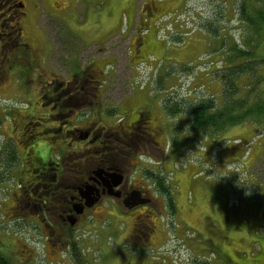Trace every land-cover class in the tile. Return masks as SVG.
Returning a JSON list of instances; mask_svg holds the SVG:
<instances>
[{
  "label": "rangeland",
  "instance_id": "obj_1",
  "mask_svg": "<svg viewBox=\"0 0 264 264\" xmlns=\"http://www.w3.org/2000/svg\"><path fill=\"white\" fill-rule=\"evenodd\" d=\"M27 9L29 15L21 19V25L32 37L33 60L21 48L11 47L7 52L20 55L10 68L5 54L0 53V251L10 264H264V121L246 123L256 126L257 135L251 143L258 147L261 143V149L250 144L245 163L244 159L226 163L219 160L218 150L211 154L205 149L212 137L190 128L188 112L173 115L165 109L168 99L185 104L216 92L214 96L222 100V83L210 69L211 58L217 62L222 49L227 52L223 38L228 39L229 47L234 40L249 48L251 40L258 44L259 25H252L246 15L258 22L264 0H27ZM18 21L15 17L12 25L16 27ZM209 23L218 28L219 36L207 28ZM137 28L148 32L149 49L135 50L138 40L133 32ZM256 48L264 53V44ZM260 66L257 74L264 77V64ZM72 78L83 86L80 94L94 102L74 111L70 126L109 127L100 117L116 122L136 117L139 109L153 110L161 152L145 151L141 166L154 176L161 175L170 191L169 195L159 192L163 213L145 219L143 229L151 231L153 243L121 241L132 222L128 214L124 220L111 213L107 201L75 230L67 233L57 227L68 242L78 246L77 254L71 247L62 250L61 257L58 242L56 247L50 246L45 229L33 227L35 215L18 212L19 191L15 194L10 189L18 184L17 177L13 179L11 169L5 168L1 144L16 138L21 151L16 173L20 167V176L28 184L33 166L24 155L33 139L26 142L23 138L36 128H30V120L45 118L54 104L45 100V106L29 105L30 109L36 106L32 117L24 109L11 117L8 112L29 103L32 96L39 101L46 90L40 81L54 79L65 85ZM241 82L255 84L250 75ZM47 119L35 121L41 128L32 132L41 131L44 123L50 127L58 124ZM226 132L218 138L220 142L237 141V133ZM52 134L49 131L41 136ZM84 142L64 141L66 160L89 154ZM77 148L80 151L74 152ZM172 165L175 168L170 170ZM149 177L143 178L146 186L155 190L154 177Z\"/></svg>",
  "mask_w": 264,
  "mask_h": 264
},
{
  "label": "flooded vegetation",
  "instance_id": "obj_2",
  "mask_svg": "<svg viewBox=\"0 0 264 264\" xmlns=\"http://www.w3.org/2000/svg\"><path fill=\"white\" fill-rule=\"evenodd\" d=\"M25 5H27V0H0V53L5 54L4 59L10 68L15 67L14 64L20 55L14 54L13 56V51L7 52L11 47L14 50L17 47L21 48L26 52L25 56L33 60L30 55L32 37L23 29L24 25H21V19L24 20V17L29 15V10H24ZM220 7L222 24L224 10L222 5ZM156 12L158 13L157 10L155 13L151 12L152 17L157 14ZM15 17L19 19L16 27L12 25ZM6 28L9 30L6 31ZM138 28L133 32L138 40L134 46L135 50L140 51L144 47L149 49L152 43L147 36L148 32H142L143 29L139 31ZM211 63H214L212 58ZM55 81L54 79L53 81L49 79L45 82L40 81L46 90L39 101H34V96L31 95L33 99L29 103L7 111L11 117L15 111L24 109L32 117L36 114L34 110L36 106L30 109L29 105L41 103L45 106L47 102H50V105H54L50 106V111L45 114V118L30 120L32 123L30 128L32 126L36 127L35 130L41 128L34 122L48 121V117L51 121L58 122L53 127L44 123L41 131L33 133L34 129H32L23 138L26 142L33 139V144L29 146L24 155L25 160L33 166L32 178L28 184L20 176V167L16 173V165L21 157L16 138L10 137L1 144L4 146L1 157L6 163L5 168L6 170L11 169L9 175L13 179L17 177L18 184H14L10 189L15 194L19 191L16 202L18 212L21 214L30 211L35 215L32 220L33 227L45 229L44 231L47 232L45 236L50 246L56 247L55 244L58 242V247H62L58 252L60 256L64 250L71 247L77 254L78 246H74L72 241L68 242L65 233L60 230L56 231L57 227L65 228L67 233L68 229L69 231L75 230L84 218H87L89 214L93 216L92 213L98 207H104L107 201H110L111 213L124 220L128 219L126 216L128 214L129 222H132L130 231L121 241H133L135 244L153 243L151 231L143 229L144 225H147L145 219L149 218L152 213L161 215L164 204L162 206L163 201L158 200L161 187L154 180L155 190H152L151 186H146L145 175L150 177L147 171L143 170L144 166H141L145 151L149 153L156 151V154L161 152L157 147L161 145V142L156 139L159 129L156 128L155 116H152L153 110L139 109L136 111V117L131 116L132 119L123 117L116 122H112L110 117H100L109 123V127H98L95 126L96 124L70 126V116L74 111L94 101L89 100V96L80 94L84 89L77 83L76 78L67 81L65 85ZM54 82L56 84L52 90L51 86ZM2 113L0 111V125L3 119ZM99 114L102 115V112ZM49 131L53 133L49 137L41 136ZM64 141H68V144L73 141L77 144L86 141L84 143L87 144L85 147L90 150L89 154L82 159L81 156H77V158L66 160L67 156L64 155L65 149L62 145ZM77 151H80L79 148L74 149V152ZM21 183H23L22 188ZM91 193H93L92 198ZM131 213H135L134 218L130 216ZM91 220L96 219L91 217Z\"/></svg>",
  "mask_w": 264,
  "mask_h": 264
},
{
  "label": "trees",
  "instance_id": "obj_3",
  "mask_svg": "<svg viewBox=\"0 0 264 264\" xmlns=\"http://www.w3.org/2000/svg\"><path fill=\"white\" fill-rule=\"evenodd\" d=\"M246 18L252 25H259L260 36L255 42L259 45L264 44V11L259 12L258 22L247 15ZM206 26L211 28L212 24L209 23ZM210 30L215 36H219V30L214 25ZM249 44H251L250 48L241 46L234 40L229 47L228 39L223 38L222 47H227L228 50L223 53L222 49V53L219 54L220 59L217 62L214 59V63H211L213 66L211 71L217 73L222 83V100H217L215 93L204 95L196 101L191 100L185 104L184 101L168 99L165 104L166 111L173 115L188 112L191 116L190 128L197 132H204L212 138L220 137L234 125L259 124L262 120L264 121V77L257 74V68L264 64V53L257 51L258 44H253V40L249 41ZM219 61H221L220 66L217 65ZM245 75L254 78V86L243 85L241 79ZM147 173L154 177L153 180L161 187V191H164L166 195L170 194L161 175L154 176V173L150 171ZM169 204L172 208L175 206L173 200ZM0 264H10V259L1 251Z\"/></svg>",
  "mask_w": 264,
  "mask_h": 264
},
{
  "label": "crops",
  "instance_id": "obj_4",
  "mask_svg": "<svg viewBox=\"0 0 264 264\" xmlns=\"http://www.w3.org/2000/svg\"><path fill=\"white\" fill-rule=\"evenodd\" d=\"M214 93H216V92H214ZM238 126L239 127L232 126L226 132V133H228V132L237 133L236 136L234 137V140H237V141H232L230 143L225 144L222 141L221 142L219 141L220 140V139H218L219 137L218 138H212V140H210L208 142L209 143L207 145L208 148L205 147V149H207V151L209 149L211 154H213L214 150H218V157H219V160L222 162L227 163V162H232L235 160L238 161V160L244 159V163H245V161H246L245 158L249 155V151L251 149L248 146H251L250 144H252V146H254V147L257 146L256 142L251 143L253 141V139L256 138V135H257L256 126H254L252 124H243L241 126L240 125H238ZM257 139L259 141L261 139V137H259ZM238 140H240V141H238ZM261 146H262V144L260 143L259 147L258 146L257 147L261 149ZM172 168H175L174 165H172L170 170ZM186 169H188V168H184L185 171H187ZM176 172H177V170H175L174 173H176ZM194 178H195V176H194Z\"/></svg>",
  "mask_w": 264,
  "mask_h": 264
},
{
  "label": "water",
  "instance_id": "obj_5",
  "mask_svg": "<svg viewBox=\"0 0 264 264\" xmlns=\"http://www.w3.org/2000/svg\"><path fill=\"white\" fill-rule=\"evenodd\" d=\"M92 195H93V193H91V198H92Z\"/></svg>",
  "mask_w": 264,
  "mask_h": 264
}]
</instances>
